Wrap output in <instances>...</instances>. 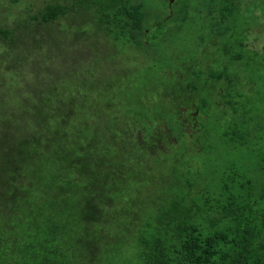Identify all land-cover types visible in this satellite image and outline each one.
<instances>
[{"label":"trees","instance_id":"obj_1","mask_svg":"<svg viewBox=\"0 0 264 264\" xmlns=\"http://www.w3.org/2000/svg\"><path fill=\"white\" fill-rule=\"evenodd\" d=\"M203 1L0 0V264H264V0Z\"/></svg>","mask_w":264,"mask_h":264},{"label":"rangeland","instance_id":"obj_2","mask_svg":"<svg viewBox=\"0 0 264 264\" xmlns=\"http://www.w3.org/2000/svg\"><path fill=\"white\" fill-rule=\"evenodd\" d=\"M158 1V0H157ZM205 2H209L208 0H204ZM203 1V2H204ZM191 5V8H193V5ZM204 7V4L202 3L201 8ZM200 11L197 9H190V13L192 14V18L188 20L187 27L183 28V30H187V34H183L179 31L172 32L171 36L167 39V41H170L168 44L167 49H170V52L172 55L178 53L176 56L181 59V56L184 57V59L188 58L190 54H196L197 57H206L203 53V48H200L198 46H195L196 44L194 42H198L195 34H197L200 38V35L203 32H207V29L204 31L196 30L198 27V21L199 18H203V15H198ZM203 26V23H201ZM181 30V31H183ZM175 33V35H174ZM182 37H186L185 40L182 39ZM252 37V36H251ZM77 40H74V37L71 36L68 39L69 44L75 43ZM81 43V42H80ZM254 44L260 46V42L255 41ZM181 56H180V55ZM172 55H169V63L170 61L175 62L176 59L172 58ZM179 60V59H178ZM174 64V63H173ZM172 64V65H173ZM259 88L261 86L259 85ZM262 89V88H261ZM256 102L259 105H262L264 109V90L260 93V96L256 99ZM210 118L203 117L201 120V127L202 129L199 132H195L193 136L196 137L199 136V141H201L200 146L204 148L211 149L212 151L208 154H200L195 158L199 165L203 167V162L206 161L212 166H219L222 165L226 158H240L239 149L233 148L229 151L227 154L225 151L226 148V142L220 137L219 132L226 127L227 124H229L228 119L226 120H218L217 114H218V108L216 105H212L210 107ZM209 129V130H208ZM195 138V137H194ZM214 147H218V150L214 149ZM228 156V157H225Z\"/></svg>","mask_w":264,"mask_h":264},{"label":"flooded vegetation","instance_id":"obj_3","mask_svg":"<svg viewBox=\"0 0 264 264\" xmlns=\"http://www.w3.org/2000/svg\"><path fill=\"white\" fill-rule=\"evenodd\" d=\"M196 104L192 102L191 106L182 107V115L180 116L182 123L185 125V129H189L190 127H194L197 125L198 120V110L191 111L190 108H194ZM189 127V128H188Z\"/></svg>","mask_w":264,"mask_h":264},{"label":"water","instance_id":"obj_4","mask_svg":"<svg viewBox=\"0 0 264 264\" xmlns=\"http://www.w3.org/2000/svg\"><path fill=\"white\" fill-rule=\"evenodd\" d=\"M169 1H170V3L174 2V0H169Z\"/></svg>","mask_w":264,"mask_h":264}]
</instances>
